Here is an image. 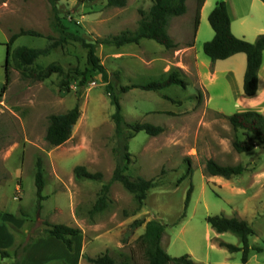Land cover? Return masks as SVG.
Returning a JSON list of instances; mask_svg holds the SVG:
<instances>
[{"label": "rangeland", "instance_id": "374dc122", "mask_svg": "<svg viewBox=\"0 0 264 264\" xmlns=\"http://www.w3.org/2000/svg\"><path fill=\"white\" fill-rule=\"evenodd\" d=\"M193 2L186 1V13L169 20L168 35L177 47L167 50L151 40L120 48L98 45L95 55L118 94L125 124L147 123L164 129L156 137L139 132L128 141L131 163L126 174L131 178L154 180L143 207L137 210L133 195L119 183L109 190V207L93 216L100 188L110 183L118 154L114 112L106 92V83L87 62V49L68 41L38 58L32 71L50 64L60 66L69 77L51 75L37 81L22 73L11 59L6 65V44L21 29L39 37L22 36L11 46L43 49L56 42L59 35L52 28V12L46 0H0V209L16 221L9 228L15 237L6 250L10 258L1 264H14V252L29 239L28 264H91L107 253L117 263L146 264L138 238L145 224L157 220L165 226L161 245L172 258L189 256L195 264H242V253H229L219 247L222 241L241 247L231 233L217 234L206 223L209 216H225L247 222L254 235L249 237L247 264H264V147L255 144L253 151L238 154L234 142L254 144L244 131L233 130L226 117L237 113L242 88L230 84L222 75L214 83L201 87L193 69V55L182 59L190 69L178 68L177 51L193 40ZM153 0H128L122 8L109 6L107 0H57L61 23L68 33L85 43H94L120 33L136 30ZM201 55L205 57L203 52ZM180 70L185 88L171 86L160 91L120 87L161 82ZM205 69H201L203 75ZM84 73L87 81L80 85ZM8 74V82H6ZM119 78V80L115 77ZM186 75V76H185ZM204 81V80H202ZM79 106V119L66 143L50 147L45 141L48 118ZM213 160L223 166L242 165L246 172L225 180L205 174V163ZM40 161L45 200L36 210L34 175ZM85 167L100 172V182L76 181L73 170ZM190 170V171H189ZM192 194L185 218L179 221L188 189ZM135 221L142 225L134 227ZM45 222L79 228L73 239L74 250L43 236ZM18 247V248H17ZM254 248H260L257 252Z\"/></svg>", "mask_w": 264, "mask_h": 264}, {"label": "trees", "instance_id": "16d2710c", "mask_svg": "<svg viewBox=\"0 0 264 264\" xmlns=\"http://www.w3.org/2000/svg\"><path fill=\"white\" fill-rule=\"evenodd\" d=\"M4 1V0H1ZM128 0H107V4L112 7L122 8ZM187 0H153L151 7L146 14H143L139 21L136 30L133 32L125 31L118 36L109 37L94 43H85L82 38L77 35L68 33L66 28L61 23L59 11L56 7L57 0H46L52 12V28L59 35L56 42L43 49H33L27 47H17L11 50L12 44L22 36L39 37L40 35L34 31L21 29L17 34H13L6 44V65L9 59L21 68L22 73L28 72V76L37 81L48 79L51 75L57 74L63 76L61 83L62 87L68 86L69 77L63 72L60 66L50 64L44 69L32 71L30 67L34 62L43 56H47L49 52L57 46H61L68 41L80 42L87 49V62L93 71H98L101 74L103 81L106 83V92L109 96L110 105L114 112L111 119L115 126V135L117 139V154L118 160L116 167L112 173L110 183L103 184L98 193V197L89 211V215L101 213L109 207V190L113 182L119 183L128 193L133 195L137 204V210L143 207L147 193L155 188L154 180H145L142 178H131L126 172L131 163L130 153L128 150V141L139 132H144L150 137H156L163 133L164 129L159 126H153L147 123L125 124L119 103L118 94L114 87L108 81L107 73L99 64V60L95 55V47L98 45L112 46L120 48L125 45H137L141 40H151L165 49H175L177 47L174 40L168 35L167 29L169 20L172 18L181 17L186 13ZM204 0H195V16L194 27L196 29L199 21V11ZM264 3V0H263ZM208 22L214 32V37L211 41L203 45V53L210 59L212 63L223 61L236 54H244L246 56V69L243 78L242 91L246 97H253L258 89V72L262 64V53L264 51V35L259 36L254 43H248L242 39L233 36L230 30V20L225 3L219 2L216 4L208 17ZM192 46V44L190 45ZM81 77L80 85H84L87 78L84 73H77ZM119 80V78L115 75ZM6 82H8V74H6ZM180 86L185 88L186 83L181 79L180 70L170 72L167 77L161 82H153L147 85L126 86L120 87L119 93H126L131 89H140L143 91H160L162 89ZM79 106L66 113L51 115L48 118V126L45 133V141L50 147H59L66 143L70 138L73 129L79 119ZM233 130H242L246 135L254 141V144L246 142H234L233 149L236 153H249L253 151L255 144L264 147V116L254 111L235 113L226 117ZM190 171V170H189ZM246 172V167L223 166L213 160H208L205 163V174L209 177H220L225 180H230L233 177L241 176ZM74 179L76 181L87 180L91 182H100L103 175L100 172L90 173L85 167L77 166L73 170ZM34 186L36 196V210L40 211L41 203L45 200L43 196L44 179L40 161L36 163L34 175ZM192 194V186L188 189L184 200V209L179 218V221L185 218L186 210L189 206ZM206 223L217 234L231 233L237 236L240 240L241 247H236L226 244L222 241L218 242L219 247L225 249L229 253H242V264H247L249 260V237L254 235L250 225L240 219L227 218L225 216H209L206 218ZM142 225L141 221H135L134 227ZM46 227L43 231V236L53 238L63 244L68 252H73V239L81 234L79 228L65 226L63 224H52L45 222ZM165 226L157 220H151L145 224L144 233L138 238V244L142 248L143 258L146 264H195L189 256L180 258L170 257L161 245V240L164 235ZM33 239L25 243L21 248V254L18 256V251L14 252L16 261L14 264H20L22 257L29 250ZM18 248V247H17ZM253 250L261 252L260 248ZM10 258L8 252L0 249V259ZM91 264H130L128 262L117 263L107 253L102 254L94 259L87 258ZM135 264V263H132Z\"/></svg>", "mask_w": 264, "mask_h": 264}, {"label": "crops", "instance_id": "0c3cea01", "mask_svg": "<svg viewBox=\"0 0 264 264\" xmlns=\"http://www.w3.org/2000/svg\"><path fill=\"white\" fill-rule=\"evenodd\" d=\"M219 2L225 3L227 7L230 30L234 37L248 43H254L259 36L264 35L263 0H204L199 11L198 25L193 30V40L190 44L177 51V56L180 59V62L177 63L178 68L183 74H187L190 66L182 59V55L190 52L193 55V69L199 74L202 88L206 89L207 85L214 83L217 76L222 74L230 84H234L241 89L246 69V56L244 54H236L226 60L214 63L208 57L201 55L203 45L214 37L208 17ZM194 11L195 2H193V15ZM191 44L192 46H190ZM201 69L207 71L205 75L201 73ZM235 104L238 105L235 108L238 111L237 113L254 111L264 116V51L262 53V64L258 72L257 93L253 97H246L242 91L239 102ZM15 221L16 219L13 216H10L8 213L6 214L4 210L0 209V249L4 251L9 250L15 241V237L9 228ZM29 254L31 252H28L26 258L23 259L24 262L25 260L28 262ZM5 260L0 259V264ZM26 262L25 264H28Z\"/></svg>", "mask_w": 264, "mask_h": 264}, {"label": "water", "instance_id": "95a60500", "mask_svg": "<svg viewBox=\"0 0 264 264\" xmlns=\"http://www.w3.org/2000/svg\"><path fill=\"white\" fill-rule=\"evenodd\" d=\"M6 64V63H5Z\"/></svg>", "mask_w": 264, "mask_h": 264}]
</instances>
